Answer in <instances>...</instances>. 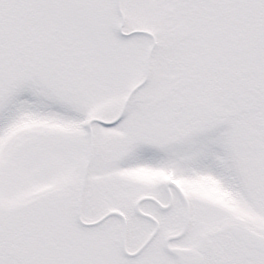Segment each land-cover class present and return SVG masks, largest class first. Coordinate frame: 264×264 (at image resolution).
I'll use <instances>...</instances> for the list:
<instances>
[{
  "label": "rangeland",
  "instance_id": "374dc122",
  "mask_svg": "<svg viewBox=\"0 0 264 264\" xmlns=\"http://www.w3.org/2000/svg\"><path fill=\"white\" fill-rule=\"evenodd\" d=\"M250 2L0 0V264H168L170 180L264 233V61L216 55Z\"/></svg>",
  "mask_w": 264,
  "mask_h": 264
},
{
  "label": "flooded vegetation",
  "instance_id": "af4514ba",
  "mask_svg": "<svg viewBox=\"0 0 264 264\" xmlns=\"http://www.w3.org/2000/svg\"><path fill=\"white\" fill-rule=\"evenodd\" d=\"M171 112L168 110L166 113ZM167 134L170 135L171 132ZM159 147L157 150L162 153L165 151L171 158L170 148L160 145ZM162 188H164V192L159 193L162 198L158 195H146L141 199L152 203L153 209L160 214L172 210L175 194H180L184 201V217L180 221L182 223L176 225H180L182 228L174 234L167 235L162 243L158 244L159 253L163 255V259L168 264H264L263 256L258 255L253 249L243 246L234 230L231 232L227 229L243 227L262 237H264V233L258 232L232 214L217 212L214 213L215 217H211L213 213H209V207L199 208L198 212L192 213L182 191L171 180L163 184ZM134 205L132 208L136 214L146 215L139 203ZM153 221L155 230L152 235L156 237L159 236L162 225L157 220ZM143 247L145 248V246ZM143 247L138 251H143ZM125 254L130 256L126 251Z\"/></svg>",
  "mask_w": 264,
  "mask_h": 264
},
{
  "label": "trees",
  "instance_id": "16d2710c",
  "mask_svg": "<svg viewBox=\"0 0 264 264\" xmlns=\"http://www.w3.org/2000/svg\"><path fill=\"white\" fill-rule=\"evenodd\" d=\"M1 15H3L2 12H0V28L3 26V16ZM248 20L249 24L241 32L242 43L240 42V44H237L232 36L226 34V36L223 35L221 37L218 34L216 42V46H218L217 61L223 56L228 60L238 55L243 56L244 62L246 60L249 61V65L253 61V58L264 61V43L259 45L256 43V40H262L264 37V0H251ZM222 50H224L223 55Z\"/></svg>",
  "mask_w": 264,
  "mask_h": 264
},
{
  "label": "water",
  "instance_id": "95a60500",
  "mask_svg": "<svg viewBox=\"0 0 264 264\" xmlns=\"http://www.w3.org/2000/svg\"><path fill=\"white\" fill-rule=\"evenodd\" d=\"M90 131H91V125H90ZM112 215H116L115 213H112ZM80 219V212L78 215ZM119 217L123 220V227H124V236L123 240L125 239V232H126V221L125 218L122 215H119ZM237 234L239 241L243 246H247L250 249H253L257 252L258 255H261L264 257V237L260 236L257 233H254L250 231L249 229L238 227V228H229L227 231H233Z\"/></svg>",
  "mask_w": 264,
  "mask_h": 264
}]
</instances>
